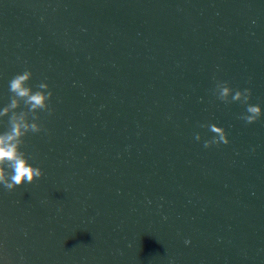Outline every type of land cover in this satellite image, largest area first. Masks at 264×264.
<instances>
[{
	"label": "water",
	"instance_id": "water-1",
	"mask_svg": "<svg viewBox=\"0 0 264 264\" xmlns=\"http://www.w3.org/2000/svg\"><path fill=\"white\" fill-rule=\"evenodd\" d=\"M26 69L43 176L0 185V264H264V115L216 92L264 112V0H0V110Z\"/></svg>",
	"mask_w": 264,
	"mask_h": 264
},
{
	"label": "clouds",
	"instance_id": "clouds-1",
	"mask_svg": "<svg viewBox=\"0 0 264 264\" xmlns=\"http://www.w3.org/2000/svg\"><path fill=\"white\" fill-rule=\"evenodd\" d=\"M32 72L25 70L17 73L9 81L10 102L0 110V118L8 117L7 130L0 133V185L9 191L16 189L25 183L31 184L36 179L43 176V171L39 167H34L29 162V157L21 150L25 143L24 137L29 133H40L43 127L38 123L39 112H51L49 101L52 98V91L49 85L41 82L34 90L29 81ZM218 98L225 102H239L246 106V113L240 119L247 124L258 121L264 112L259 105L250 104L251 90H235L227 82H219L216 85ZM207 127L214 135L210 140L204 141V147L223 143L227 145L229 139L222 127L215 124L201 125ZM197 141L201 140V135H195Z\"/></svg>",
	"mask_w": 264,
	"mask_h": 264
}]
</instances>
